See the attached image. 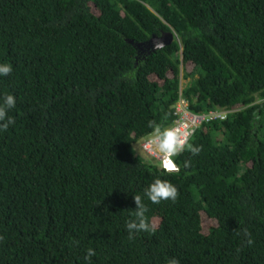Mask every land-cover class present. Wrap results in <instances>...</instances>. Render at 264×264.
I'll list each match as a JSON object with an SVG mask.
<instances>
[{
  "label": "trees",
  "instance_id": "1",
  "mask_svg": "<svg viewBox=\"0 0 264 264\" xmlns=\"http://www.w3.org/2000/svg\"><path fill=\"white\" fill-rule=\"evenodd\" d=\"M167 31L148 54L127 41ZM0 63V264H264V0H0ZM181 97L228 115L167 175L133 147ZM156 178L179 196L144 198L155 231L129 240Z\"/></svg>",
  "mask_w": 264,
  "mask_h": 264
},
{
  "label": "clouds",
  "instance_id": "2",
  "mask_svg": "<svg viewBox=\"0 0 264 264\" xmlns=\"http://www.w3.org/2000/svg\"><path fill=\"white\" fill-rule=\"evenodd\" d=\"M162 46V43H161ZM138 54H144L141 50ZM12 65L8 63H0V76H8L12 72ZM16 106V98L12 94L5 93L0 97V131H7L10 125L14 124V119L8 115L9 111ZM150 130L147 138L142 142L134 145L133 151L140 154L147 153L152 156L161 170L167 174H175L180 171V167L175 162V157L179 154L188 151L192 155H197L202 150V146H195L189 141L190 133L183 126L175 123L165 126L156 121H148L147 125ZM190 161L184 162V167L190 166ZM179 196V191L168 180L160 178L154 179L143 191L141 195H134L133 200L135 209L130 212L131 218L126 221V229L128 239H135L136 234L140 232H154L155 224L151 222L146 215L148 207L144 202V198L152 204H160L162 201L171 200L175 202ZM3 237H0L2 240ZM251 244L252 240L249 239ZM95 251L92 248L87 249V254L84 257L88 264H91V258L95 256ZM167 264H180L176 258H170Z\"/></svg>",
  "mask_w": 264,
  "mask_h": 264
},
{
  "label": "built area",
  "instance_id": "3",
  "mask_svg": "<svg viewBox=\"0 0 264 264\" xmlns=\"http://www.w3.org/2000/svg\"><path fill=\"white\" fill-rule=\"evenodd\" d=\"M177 111V119L175 120V124L183 126L185 130L190 133V137L195 133V130L198 126H200L204 121H208L211 118L220 117L221 119H225L228 115V111H210L208 113H195L191 111L189 108V103L183 97L180 98L176 105ZM147 137H145L140 143H142ZM148 158L155 160L152 156L147 153H144Z\"/></svg>",
  "mask_w": 264,
  "mask_h": 264
},
{
  "label": "water",
  "instance_id": "4",
  "mask_svg": "<svg viewBox=\"0 0 264 264\" xmlns=\"http://www.w3.org/2000/svg\"><path fill=\"white\" fill-rule=\"evenodd\" d=\"M175 38V33L172 31L162 32L161 35L154 34L151 38L143 42L135 43L132 40H127L132 43L139 51L143 50L144 54H148L153 50L164 48L168 44L172 43ZM162 43V46H161Z\"/></svg>",
  "mask_w": 264,
  "mask_h": 264
},
{
  "label": "rangeland",
  "instance_id": "5",
  "mask_svg": "<svg viewBox=\"0 0 264 264\" xmlns=\"http://www.w3.org/2000/svg\"><path fill=\"white\" fill-rule=\"evenodd\" d=\"M186 83V81L183 79L182 80V86L184 85ZM144 158H146L147 160L149 159L145 154H144V152H141L140 153ZM206 224H209V222H206Z\"/></svg>",
  "mask_w": 264,
  "mask_h": 264
}]
</instances>
